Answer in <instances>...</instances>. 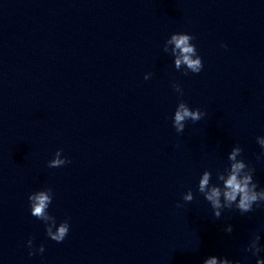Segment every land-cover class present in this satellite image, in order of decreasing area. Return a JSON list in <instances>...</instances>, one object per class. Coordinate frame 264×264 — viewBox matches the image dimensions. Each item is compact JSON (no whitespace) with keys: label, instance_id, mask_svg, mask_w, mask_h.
<instances>
[{"label":"clouds","instance_id":"clouds-1","mask_svg":"<svg viewBox=\"0 0 264 264\" xmlns=\"http://www.w3.org/2000/svg\"><path fill=\"white\" fill-rule=\"evenodd\" d=\"M193 39L194 37L187 33H173L164 44L165 52L169 51V45L172 46L171 55L174 57V66L177 70L182 67L186 68L185 75H187V72L198 74L203 69L202 59L197 53L196 46L191 42ZM222 46L227 47V45ZM150 76L151 74L149 73L144 78L147 80ZM173 88L181 96L183 95L179 84L174 83ZM204 115L205 113L200 109H191L181 100L174 112L173 127L177 133H183L187 121H199ZM256 142L264 150V136L256 137ZM242 152L243 149L236 145L228 154L230 166L224 169L223 172L218 171L216 174L217 180L222 182V184L210 183L212 173L208 170H205L199 178L198 191L210 203L216 218L221 216L223 209H232L234 206L241 214H244L253 211L254 205L259 207L264 203V188L257 190V184L253 180L255 170L250 168L242 158L238 159V157L242 156ZM262 155H264V151H262ZM259 158L257 157V159ZM67 163H70V161L62 156V149H58L54 154V158L48 162V167L58 168ZM221 197H223V202ZM52 199L51 188L34 192L28 196L31 215L45 223L46 234L51 240L61 243L68 235L69 223L65 220L53 231V227L56 226V220L48 213ZM193 199L194 196L191 190L183 195L185 202H191ZM225 230L231 233L233 228L229 225ZM259 240V234H255L244 251L257 257L256 264H264V259L259 257V253L264 250L259 246ZM27 243L29 248H31L32 240L29 239ZM38 251L40 253L44 251L43 245L40 246ZM34 254V251L29 252L30 256ZM203 264H233V261L228 258H222L218 261L216 256H211L205 259ZM235 264H239V261L235 262Z\"/></svg>","mask_w":264,"mask_h":264}]
</instances>
